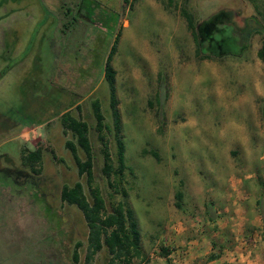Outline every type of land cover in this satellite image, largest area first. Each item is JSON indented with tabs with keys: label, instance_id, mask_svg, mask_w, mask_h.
Listing matches in <instances>:
<instances>
[{
	"label": "rangeland",
	"instance_id": "rangeland-1",
	"mask_svg": "<svg viewBox=\"0 0 264 264\" xmlns=\"http://www.w3.org/2000/svg\"><path fill=\"white\" fill-rule=\"evenodd\" d=\"M255 3L264 16V0ZM253 6L249 0H0V264H84L87 227L79 210L60 201V191L79 181L89 199L65 142L81 161L86 156L63 128V114L88 126L91 186L106 208L122 203L133 211L141 256L131 264H178L189 250L192 264H207L210 254L222 258L213 264H243L226 258L240 248L243 226L247 246L257 242L252 234L262 212L255 201L264 199V61L257 57L264 20ZM182 8L196 23L221 10L238 14L239 26L249 20V48L239 57L198 59ZM117 34L110 64L128 170L111 176L112 189L101 173L103 142L117 166L103 69ZM95 101L110 133L96 130ZM37 148L38 177L21 163L22 152ZM8 170L22 174L10 182ZM26 173L39 185H27ZM107 259L103 248L93 264Z\"/></svg>",
	"mask_w": 264,
	"mask_h": 264
},
{
	"label": "trees",
	"instance_id": "trees-1",
	"mask_svg": "<svg viewBox=\"0 0 264 264\" xmlns=\"http://www.w3.org/2000/svg\"><path fill=\"white\" fill-rule=\"evenodd\" d=\"M249 1L254 4L253 8L256 13L263 16L255 0ZM180 14L185 20L186 27L191 34L195 56L200 60L211 61L230 56L239 57L249 48L248 43L246 44L249 20H243L241 23L242 27H240L241 25L239 26L235 20L238 14L235 15L228 10H221L201 23H196L186 9L182 8ZM261 28L264 39V26H261ZM119 36L117 34L114 38L103 69V79L109 89V108L113 120L114 137L117 147V166L113 165L108 144L103 142L104 138L100 136V140L103 142V166L101 173L108 180V185L112 189L114 186L110 182L111 176L122 177L124 171L128 170L124 163V147L120 138V119L115 85L116 72L110 64L117 52ZM257 57L259 60L264 61V40L257 51ZM92 106L98 133H102L104 130L110 133V127L103 124L104 118L99 103L95 101ZM77 108L79 107L77 106ZM62 117H64L62 118L63 128L71 131L72 135L76 137L78 147L81 148L86 156V159L81 161L77 155L75 145L69 141L65 142V147L70 151L77 166L78 176L86 177V183L89 188V199L85 195L83 186L79 181L72 186L63 185L60 191V201L79 210L87 227V249L84 264H93L94 256L103 248L106 249L108 254L106 264H131L134 259H138L141 256V237L133 211L122 203L112 204L109 209L106 208L99 189L91 186L93 180L91 171L92 148L87 135L88 126L78 119L66 116V114H63ZM150 154L155 159H158L155 153ZM41 158L42 151L37 148L34 151L22 152L21 163L31 174L38 177L41 171ZM8 173L10 182H12V174H16V177L22 174L21 172L11 170H8ZM26 174L25 180L27 185H39L32 181L30 174ZM35 179L38 178L35 177ZM115 193H119V191L115 189ZM120 193L126 197L125 191H121ZM182 198L183 193L177 191L175 199L178 209L181 208ZM263 215L262 212V217ZM80 247V243H77L74 247L72 254L74 263L78 262V249ZM218 257L216 254H210L207 260L213 261Z\"/></svg>",
	"mask_w": 264,
	"mask_h": 264
},
{
	"label": "crops",
	"instance_id": "crops-1",
	"mask_svg": "<svg viewBox=\"0 0 264 264\" xmlns=\"http://www.w3.org/2000/svg\"><path fill=\"white\" fill-rule=\"evenodd\" d=\"M167 1L170 4V0H167ZM124 3L127 4V1L123 0V4ZM154 6H156V5H154ZM124 25L125 24L123 23V26ZM195 181H197L196 178H195ZM239 183H240V181H239ZM202 192L203 191H201V189H200V192H198L199 195H202ZM228 197H229L228 198L229 200L234 198L233 193H229ZM245 200H246V198H245ZM255 203H256V206L258 208V211L264 213V199L261 200V198L258 197L257 200L255 201ZM211 221L213 222V218H211ZM255 227H256L255 229L257 231L254 230V233L252 232L253 233L252 236H254V237L257 236V238H258L257 242H255L254 245H248L247 246L246 241L244 239L247 237V235L245 234V231H244L245 228L243 226L242 231L240 233V236H238L239 240L241 242L240 248L234 247L233 251H235V253L232 252L230 254L231 256H228L226 258V259H228V261L234 262L235 260H237V261L242 262L243 264H264V215H263V217H262V215H260L259 223ZM257 233H258V235H257ZM191 243L194 244L193 242H189V244H191ZM193 253H195V251L191 252L189 250L188 255L187 256L185 255L186 257H182L181 261L178 264H192V259H194L195 256H193V258L191 259V262H190V257ZM221 259L222 258L220 257L217 260L208 261L207 264H213L215 262L221 261Z\"/></svg>",
	"mask_w": 264,
	"mask_h": 264
},
{
	"label": "flooded vegetation",
	"instance_id": "flooded-vegetation-1",
	"mask_svg": "<svg viewBox=\"0 0 264 264\" xmlns=\"http://www.w3.org/2000/svg\"><path fill=\"white\" fill-rule=\"evenodd\" d=\"M69 12H70V8H66L65 12L63 13V15L65 14V16H64L65 18H67Z\"/></svg>",
	"mask_w": 264,
	"mask_h": 264
}]
</instances>
